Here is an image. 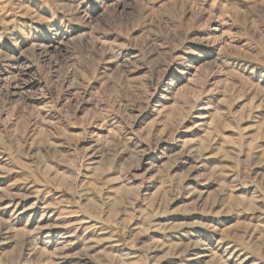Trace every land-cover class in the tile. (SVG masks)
Wrapping results in <instances>:
<instances>
[{
    "label": "rangeland",
    "instance_id": "374dc122",
    "mask_svg": "<svg viewBox=\"0 0 264 264\" xmlns=\"http://www.w3.org/2000/svg\"><path fill=\"white\" fill-rule=\"evenodd\" d=\"M0 264H264V0H0Z\"/></svg>",
    "mask_w": 264,
    "mask_h": 264
}]
</instances>
